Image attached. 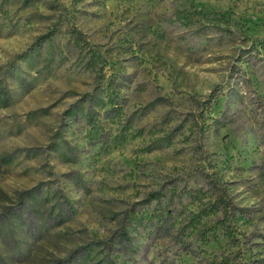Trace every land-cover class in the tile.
Segmentation results:
<instances>
[{
  "label": "rangeland",
  "instance_id": "obj_1",
  "mask_svg": "<svg viewBox=\"0 0 264 264\" xmlns=\"http://www.w3.org/2000/svg\"><path fill=\"white\" fill-rule=\"evenodd\" d=\"M0 264H264V0H0Z\"/></svg>",
  "mask_w": 264,
  "mask_h": 264
},
{
  "label": "trees",
  "instance_id": "obj_2",
  "mask_svg": "<svg viewBox=\"0 0 264 264\" xmlns=\"http://www.w3.org/2000/svg\"><path fill=\"white\" fill-rule=\"evenodd\" d=\"M214 201H215V203L218 204L219 206L221 205L219 211H223V212L227 211V208L229 207V205H228V203L225 202V200L221 197V194L218 195V196L215 198Z\"/></svg>",
  "mask_w": 264,
  "mask_h": 264
}]
</instances>
